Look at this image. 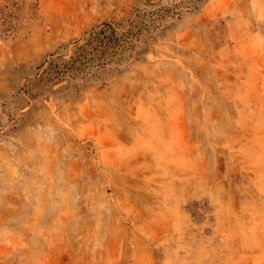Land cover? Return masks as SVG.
<instances>
[{
  "label": "rangeland",
  "instance_id": "374dc122",
  "mask_svg": "<svg viewBox=\"0 0 264 264\" xmlns=\"http://www.w3.org/2000/svg\"><path fill=\"white\" fill-rule=\"evenodd\" d=\"M7 1L0 264H264V0ZM103 23L99 81L40 76Z\"/></svg>",
  "mask_w": 264,
  "mask_h": 264
},
{
  "label": "trees",
  "instance_id": "16d2710c",
  "mask_svg": "<svg viewBox=\"0 0 264 264\" xmlns=\"http://www.w3.org/2000/svg\"><path fill=\"white\" fill-rule=\"evenodd\" d=\"M0 9L2 13L1 29L8 33L15 29L14 15L16 6L11 1H7ZM130 32H122L116 29L113 23H103L102 27L90 33L89 37L80 43L73 53L66 58L64 55L52 59L48 66L43 68L45 63L38 67L42 69V74L47 73V79L51 82L62 81L67 76L74 78L78 74H84L88 81H99L102 75L111 70L110 63H115L119 49L123 46ZM58 60V61H57ZM111 60V62H110ZM120 58L118 59V61ZM93 68V71H88ZM39 74V73H38Z\"/></svg>",
  "mask_w": 264,
  "mask_h": 264
}]
</instances>
